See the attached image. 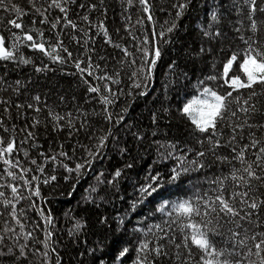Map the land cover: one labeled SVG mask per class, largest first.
Segmentation results:
<instances>
[{
    "label": "trees",
    "instance_id": "obj_1",
    "mask_svg": "<svg viewBox=\"0 0 264 264\" xmlns=\"http://www.w3.org/2000/svg\"><path fill=\"white\" fill-rule=\"evenodd\" d=\"M12 2L27 13L18 18L23 30L42 31L46 47L55 45L59 38L63 48L72 55L68 58L63 48L58 49L65 62L56 63L25 45L19 48L17 56L23 55L30 63L0 61V139L5 144L11 139L15 145L11 156L5 158L14 163L18 161L21 168L30 169L25 173V178L30 181L32 176L37 177L28 188H24L19 180L20 169H10L17 175V180L13 181L6 176L5 165L0 161V177H4L0 179V185H5L0 188L4 192L0 201L5 198L13 200L17 217L24 224V232L31 233L25 240L19 226L8 214L11 206L5 208L0 203V237H3L0 252L4 253L0 255V264H57V261L59 264H99L100 260L105 264H133L137 257L136 248L143 237V231L136 229L146 230L148 225L156 224L161 228H153L152 233L144 238L153 247L156 243H163L167 255L155 259L153 264H182L185 259L188 264H198L199 252L194 247L190 257L183 247L175 248V244L184 240L180 221L174 215L156 212L155 208L161 197L177 200L197 193L203 195L205 191L211 194L215 185L207 181L231 170V165L216 160L212 152H206L204 167L192 170V161L199 159L195 157V150L204 151L208 146L206 141L203 148L196 143L201 136L193 132L190 122L178 110L196 94L198 80L218 73L225 57L244 46L233 31L235 26L246 38L250 35L243 0H188L179 18H176L177 8L173 5L184 0H147L148 13L143 11L139 0H132L131 4L128 0H76L68 5V17L76 25L75 29L66 25L63 19L56 29H51V23L63 15L58 9H48V23L40 24L42 17L35 13L28 0ZM48 2L34 0L41 11L47 8ZM89 4L96 7L90 9ZM234 4L239 6V12L232 7ZM211 11L220 14L219 27L223 33L214 40L204 37L200 30L201 27L207 28ZM84 15H88V21L82 19ZM149 15L151 21L147 19ZM256 16L258 20L261 18L260 13ZM8 19L17 17L13 12L0 9V35L5 37L6 45L12 42L9 39L11 33L21 32L8 25ZM101 22L108 33L107 40L99 28ZM173 22L176 26L172 32L165 31L161 37L160 32ZM215 30L213 27L212 31ZM31 34L37 38L35 31ZM153 35L156 37L154 42ZM146 37L147 45L144 44ZM257 37H264V31ZM201 47L206 50L203 54H200ZM144 48H148L150 54L159 48L161 55L153 66L151 78L141 82L138 70L148 66L143 57ZM125 51L129 54L125 55ZM76 60L85 69L83 73L76 69ZM170 64H173L172 69ZM43 65H47V69L35 71ZM134 72L136 77H133ZM105 74L111 79H98ZM112 79L118 82L112 83ZM84 80L99 87L100 92L89 93ZM134 80L141 83L140 88L132 86ZM206 83L215 88L218 81ZM105 84L108 91H105ZM253 87L258 93L255 98L259 101L257 107L264 109V86ZM141 91L144 95H140ZM250 91L241 90V94L247 96ZM36 96L38 102L33 100ZM102 96L113 102L103 104ZM122 109L126 111L122 112ZM50 112L63 119L53 120ZM109 113L111 121L105 118ZM120 115L123 120L117 123ZM260 119L264 117H256L257 121ZM109 130L104 146L94 157L89 156L88 151L95 152L98 138ZM247 131L244 130L246 139ZM256 138L264 139L259 132H256ZM169 144H175V150ZM189 148L193 151H187ZM254 151L250 149L246 154L250 161L255 160ZM24 152L28 155L25 156ZM61 152L66 156H61ZM169 152L172 154L168 155ZM218 154L231 155L229 149L223 148ZM82 158L91 163L82 168L79 175L63 167L67 164L74 168L76 162L83 163ZM32 160L36 163H31ZM233 164L240 166L236 162ZM38 166H42V171H37ZM173 168L180 172V176L170 184L168 177ZM183 168L189 171L183 172ZM117 170L119 176L114 175ZM157 173L163 177L162 190L158 195L138 202V189L145 183L153 184L150 177ZM52 176L55 180L50 179ZM8 183L21 185L18 195L22 198L12 197L6 187ZM227 183L232 184L231 181ZM253 186L255 196L264 198V185L253 181ZM36 190L39 197L32 194ZM49 214L50 222L47 220ZM194 219L200 221V217ZM256 224L264 225V210L259 220L252 218V225ZM6 227L13 231L6 232ZM229 227L231 225L220 227V235L210 234L218 248L231 250ZM255 230L264 231V227ZM48 232L51 236H47ZM156 237L163 239L157 240ZM21 246H25L23 257L19 256ZM124 247L129 251L120 262H116V255ZM9 248L13 250L11 255L8 254ZM177 252L180 253L179 260L175 259ZM140 255L143 259L144 254ZM247 259L255 260L256 257L253 255Z\"/></svg>",
    "mask_w": 264,
    "mask_h": 264
},
{
    "label": "snow or ice",
    "instance_id": "obj_2",
    "mask_svg": "<svg viewBox=\"0 0 264 264\" xmlns=\"http://www.w3.org/2000/svg\"><path fill=\"white\" fill-rule=\"evenodd\" d=\"M76 0H49L47 3V8L41 11V7H37L34 4V0H28L29 5L34 8L35 13H37L42 19L39 20L40 24L48 23L46 12L48 9L55 8L59 10V13L63 14L62 17H57L55 21L51 23V29H56L57 24L63 19L66 25H71L75 29L76 25L68 17V5L69 3H75ZM188 0H184L179 4H174L173 7L177 8L176 18H179L182 11L185 9ZM131 4L132 0H128ZM139 4L142 6L145 13L149 12V6L147 0H139ZM243 5L247 9L245 14V19L248 21L247 31L250 35L247 38L240 34L241 29L239 27H233V31L238 34L239 41L244 45L238 50H232L231 54L226 56L222 61L221 70L218 73H213L212 75L205 76L204 80H198L196 84V94L192 95L186 100L179 108V113L190 122V126L193 128L195 134H199L201 139L196 141L197 144L204 147L205 141L207 143V148L204 151L195 150V159L192 161V170L204 167L203 158L206 152H212L216 157V160L221 163L231 165V170L228 174L217 176L215 179H210L207 182L210 185H215L211 189V194L205 191L203 195L199 193L195 195H189L188 198L179 197L177 200H165L161 197L160 203L156 206L155 211L166 216L174 215L176 220L180 221V231L184 236V240L175 244L176 249H183L188 251V256H191V249L194 247L199 252L198 264H264V231H256V228L264 227V225L256 224L252 225V218L256 217L260 219L262 210H264V198L255 196V189L253 186V181H259L261 185H264V139H257L256 132L260 133L261 137H264V119L256 120L257 116L264 117V109L258 108L257 97L258 93L254 89V85L264 86V37L258 39L257 34L264 31V2L261 0H243ZM84 7V5H80ZM90 9H94L96 6L94 4H89ZM233 8L237 12L240 11L239 6L233 5ZM0 9L5 12L15 13L17 19H8L7 24L11 25L15 29H20V33H11L9 39L11 43L5 44V37L0 35V61H12L23 64L30 63V60L25 58L23 55L17 56L19 48L21 46H28L31 49L38 50L44 56L48 57L50 60L56 63H64L65 59L61 57L58 49L63 48L62 42L57 38L55 45L45 46L43 42V32L37 29L23 30L22 23L18 22V18L22 15H27L23 10L12 2V0H0ZM260 13L261 18L258 20L256 14ZM84 21H88V15L82 17ZM151 21L152 17L149 15L147 17ZM33 24L36 23L35 20L32 21ZM237 23H240L237 21ZM220 24V14L216 11L210 12V17L208 21L207 28L201 27L202 35L210 40H214L218 37L223 36V33L219 27ZM175 22L172 23L170 27L160 32V36L163 37L166 32H172L175 28ZM213 27L216 28L212 31ZM100 30L103 32L105 39H108V33L104 28L103 23L99 24ZM33 31L36 32V37L31 34ZM75 39V37H72ZM153 42L156 37L153 35ZM26 42H28L26 44ZM144 44H148L147 37L144 39ZM119 47V45H117ZM140 50V49H138ZM63 51L67 53V57L71 58V52L67 48H63ZM206 50L201 47L200 54H203ZM125 51V55H128ZM161 52L159 48H155L150 54L148 48L143 49V57L147 63V68L141 67L138 71L140 77H142L141 82H146L152 76L153 66L157 62V58L160 57ZM81 62L76 60V69L83 73L85 69L80 66ZM91 68V64L88 65ZM97 67H99L97 65ZM169 68H173V64L169 65ZM47 69V65L42 67H37L35 71L40 72ZM88 75L91 76L92 72L89 71ZM137 73H133V77H136ZM100 80L111 79L107 74L105 76L99 77ZM206 81H218L216 87H212L206 83ZM118 80L112 79V83H117ZM17 84L20 82L17 81ZM84 83L88 85L87 91L89 93L96 92L99 93V87H95L87 80ZM135 88H140L141 83H137L135 80L132 84ZM105 91H108V85H104ZM241 90H251L247 96L241 94ZM235 93V95H234ZM264 94V93H262ZM115 96L114 93H112ZM131 95V93H129ZM140 95H144L141 91ZM33 100L39 101V97H33ZM101 102L105 105L112 103L107 96L101 97ZM17 107H21L17 105ZM29 108L32 107L31 104L28 105ZM39 111V109H36ZM126 109H122V112ZM107 112V108H105ZM167 112V109H165ZM241 114L243 119H241ZM49 115L52 116L53 120H61L63 117L59 115H53L51 112ZM111 121V114L109 113L105 117ZM123 120V116H117L116 122L119 123ZM155 122V114L153 116ZM255 121V122H253ZM59 127V125H57ZM71 127V124H69ZM247 131V139L244 135V130ZM255 129V131H253ZM55 130V129H54ZM227 130V131H225ZM106 133L98 138V144L96 146V151H88V155L94 157L97 152L100 151L101 147L104 146ZM31 135V134H29ZM239 137V140L237 139ZM241 143V141H245ZM14 141L9 139L5 144L2 139H0V161L5 165L4 172L7 177H10L13 181L17 180V175L10 169L19 168V180L23 182V187L28 188L31 181H36L37 177L32 176L31 181L25 178V173L29 172L28 168H21L19 162H13L7 156H11L14 151ZM169 147L175 150V144H169ZM229 149L231 155H220V149ZM250 149H255L253 156L254 161H250L247 158V152ZM187 151H193L189 148ZM172 153L169 152L168 155ZM27 156L28 153L24 152ZM43 155V154H41ZM61 156H66L64 152L60 153ZM182 158V157H181ZM52 159H55L54 157ZM83 159V158H82ZM233 162L238 163L240 166L236 167ZM31 163L35 164L36 161L32 160ZM91 163L88 159H83V163L76 162L74 168H69L67 164L63 167L68 172L75 171L78 175L80 170ZM37 171H42V166L37 167ZM183 172H188V168H183ZM115 176L120 175V171L117 170L114 174ZM180 172L173 168L170 170V175L168 177V183L174 184ZM4 177H0L3 179ZM50 179L55 180V176ZM67 179V178H66ZM150 180L154 182L153 184L145 183L142 185L138 191L140 193V200L138 202H143L145 197L153 196L154 194H159L162 190L161 181L163 177L157 173L150 177ZM231 181L232 184L229 186L227 183ZM45 183L48 181L45 180ZM111 183V181H109ZM5 187V185H0V188ZM10 189L13 198L19 199L18 189L21 187L20 184L8 183L6 185ZM245 189V190H241ZM33 195L39 197L40 193L38 190L32 193ZM0 197H4V192L0 191ZM3 203L4 207L7 208L11 206V211L8 213L11 220L19 226L20 232L23 238L27 240L31 233L24 232V224L17 217L16 204L11 199H3L0 201ZM135 203L132 205L135 208ZM43 216V213H38ZM214 214V215H213ZM195 217H200V221L195 220ZM47 220L50 222L51 216L49 214ZM215 221V223H214ZM103 222V221H101ZM175 222V221H173ZM7 224V222H6ZM225 225H231L228 228L229 237L232 244L231 250L224 248H218L216 243L210 238L211 235H220L219 228ZM77 227H80L78 224ZM160 229L159 224L148 225L147 229H136V231H143V237L139 240V244L136 248L137 257L133 261V264H153V261L162 256H166L167 253L164 252L163 243H156L153 247L148 239L144 238L152 233V229ZM5 231H13L12 229L5 228ZM163 231V229H161ZM71 235V233H69ZM47 236H51L48 232ZM3 239V237H0ZM157 240H162L163 237H156ZM174 240L170 238L171 241ZM190 242V243H189ZM250 245V246H249ZM47 248V244L44 245ZM129 251L127 247L122 248L118 255L115 257L116 262H120L121 258ZM13 250L8 249V254L11 255ZM141 253L144 254L143 259H141ZM4 253L0 252V255ZM25 255V246L19 248V256L23 257ZM46 255V253H45ZM256 259H247L252 256ZM175 259H180V253L177 252ZM59 264V261H57ZM99 264H105L103 260L99 261ZM182 264H188V260L185 259Z\"/></svg>",
    "mask_w": 264,
    "mask_h": 264
}]
</instances>
